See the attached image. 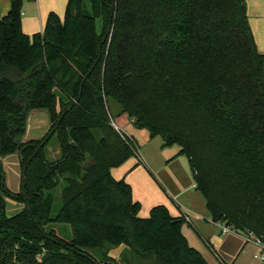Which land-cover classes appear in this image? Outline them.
<instances>
[{"label": "trees", "instance_id": "16d2710c", "mask_svg": "<svg viewBox=\"0 0 264 264\" xmlns=\"http://www.w3.org/2000/svg\"><path fill=\"white\" fill-rule=\"evenodd\" d=\"M10 2L0 17V191L24 208L9 216L0 196V264H210L182 216L157 205L140 217L130 184L113 177L139 147L112 126L110 100L163 149L180 147L214 222L264 241V53L246 0H67L63 19L50 13L31 36L23 0ZM37 110L49 131L26 140ZM50 134L63 151L53 162ZM14 154L17 193L4 183Z\"/></svg>", "mask_w": 264, "mask_h": 264}, {"label": "rangeland", "instance_id": "374dc122", "mask_svg": "<svg viewBox=\"0 0 264 264\" xmlns=\"http://www.w3.org/2000/svg\"><path fill=\"white\" fill-rule=\"evenodd\" d=\"M35 1L33 0H23V9L22 11H26L28 13L29 10H34L35 7H33ZM11 2L10 0H0V14H6L8 10L10 9ZM67 6V0H42L41 5V14L44 12H47V15L49 12L53 11L57 15H59L56 11L52 10L51 8H56L57 10H62L63 15L62 19L65 14ZM34 14V13H33ZM35 15V14H34ZM60 17V16H59ZM23 22L27 24V27L34 32H39L38 28V20L33 18L32 15H27L22 17ZM35 30V31H34ZM32 33V34H34ZM110 116L111 119L128 135L132 136L134 140L137 142V145L139 147V152L141 157H143V161L141 162L144 165H148L150 168H152V172H148V175L151 180L152 190L156 192L161 198L167 199V202L174 205L172 199L168 196V193L166 192V187L160 181L159 178H162L165 182V184H168L170 180L174 181V179L177 177L171 173V171L164 175L167 177V181H165L164 176L161 174L157 175L159 169H157V164L163 163V161H166L168 159L167 156H169L171 153H173L176 150H179L180 147L175 145L170 148L162 149L163 140L161 137H155L151 138L150 134L147 130H138L134 123L131 121V118L126 115L122 114L120 106L110 100ZM27 123L30 124V129H28L27 124V131H26V138L27 139H42L46 136V134L49 131L50 128V121L48 113L44 110H37L32 111L28 115ZM62 147L59 141V137L57 134H54L47 147H46V154L49 161L53 162L62 157ZM138 160L137 157L133 156L131 160ZM179 163V164H178ZM177 163V170L175 173L178 174V176L182 175L187 180V187L190 189H193L192 186L195 184L194 175L191 170V167L189 165L188 159L186 156H182L179 159V162ZM4 170H5V185L6 187L13 193H17L20 190L21 181H22V170L20 166V158L17 154L8 156L3 160ZM161 176V177H160ZM170 179V180H169ZM195 187V186H194ZM137 192L141 196V200H139V203L141 204L140 213H145L146 216L142 218H147L150 215L151 206L147 204L148 197H151L147 194L146 190L147 187L144 184H140L137 187ZM61 192H62V186L60 185L55 191H54V215L58 212V210L61 207ZM201 195V198L204 199L203 195ZM0 196L2 199L6 202V212L9 216H12L16 214L17 212L21 211L24 208L23 204L17 203L11 198H9L4 192L0 191ZM200 198V199H201ZM205 201V199H204ZM200 204V200L198 201ZM164 205V204H159ZM166 206V205H164ZM167 207V206H166ZM168 208V207H167ZM206 220H203L202 222L196 223V227H189L187 224L184 223L182 228V233L186 237L188 244L197 250L200 254L203 256H206V258L210 261L211 264H221V261L213 256L212 252L210 251L209 247L205 243V240L208 241H214L216 249L220 257L225 261L226 264H231L236 260V264H258L253 259V245L247 244V247L242 250L245 239L242 238V235L239 234H228L225 236H221L220 231V225H223L225 223L223 222H216V224H213V219L211 215H206ZM59 228L64 229L65 235L64 237L66 239L69 238L70 232L67 226L59 225L57 226Z\"/></svg>", "mask_w": 264, "mask_h": 264}, {"label": "crops", "instance_id": "0c3cea01", "mask_svg": "<svg viewBox=\"0 0 264 264\" xmlns=\"http://www.w3.org/2000/svg\"><path fill=\"white\" fill-rule=\"evenodd\" d=\"M33 1H35L33 5V7H35L34 10L31 11L28 8V13L26 11H22V17L27 15H32L33 18L37 19L39 22L37 29L39 30V32H42L44 30L48 15L53 11L49 12L48 15L47 12L41 14L42 0H33ZM246 3L248 9L249 23L255 38L256 45L258 47L259 52L264 53V0H246ZM51 9L56 11L59 14L58 16L62 18L63 15L62 10H57L56 8H51ZM6 14L3 15L0 14V17L5 16ZM22 29L23 32L27 35L31 36L33 35L32 33H34L29 29V27H27V24L23 22V20H22ZM131 121L133 122V119H131ZM138 130L142 131L141 129ZM179 151L180 149L174 151L169 156H167L168 159L166 161H163V163L161 162L156 166L157 169H159L157 175L162 174L164 176L171 171L173 175L177 176L174 179V181L169 179L170 180L169 182L167 181V177L164 176V179L165 181H167L168 184H165L164 180L162 178H159L160 181H162V183L165 185L166 192L168 193V196L172 199L174 205L167 202V199L161 198L156 192L152 190L153 188L151 185V180L148 175V172L151 173L153 169L150 168L148 165L142 164L139 160L129 159L124 165L118 168H114L112 170V175L116 180L125 179V181L128 184H130V186L132 187L133 198L135 201L138 202L139 200L143 201L136 189L140 184H144L147 187L146 190L147 194L151 196L148 197L146 205H149V207L151 206L153 208L154 206H157L159 204H164L168 207V210L171 213V215L175 217H181L183 214H187L190 216L192 220V224L190 226L196 227V223L206 220L205 218L206 215L208 214L210 215V213L206 208V202L204 201V199L201 198L200 195L201 193L196 190L195 184H193L192 186L193 189H190L189 187H187L186 178L182 175L178 176V174L175 173L177 170L176 168L177 163L179 162V159L182 157V156H178ZM142 159L144 158L142 157ZM199 200H200V204L198 202ZM140 216L145 217L146 214L140 213ZM219 233L221 236H225L221 233V229ZM242 238L244 239L243 236ZM205 243L209 247L210 251L212 252L213 256L216 258V260L218 259L219 261H221V264H226L225 261L218 254L214 241L205 240ZM247 244H251V243H247L245 241L242 250L247 247ZM256 252H258V248L255 245H253V256ZM204 257L206 258V256ZM232 263L236 264V260ZM257 263L259 264V262Z\"/></svg>", "mask_w": 264, "mask_h": 264}, {"label": "built area", "instance_id": "2783aa9c", "mask_svg": "<svg viewBox=\"0 0 264 264\" xmlns=\"http://www.w3.org/2000/svg\"><path fill=\"white\" fill-rule=\"evenodd\" d=\"M112 126L120 134L122 139H124L128 143L134 142L133 137L128 135L126 132H124L114 121H112ZM136 155H137L138 160L140 162H142L143 159L140 155L139 149H137ZM182 217L184 218L185 223L188 226H190L192 224V220H191L189 215L183 214ZM213 224H216V222H213ZM220 229H221V233L223 235L230 234V233L239 234V235H242L244 237V239L247 243H251V244L255 245L258 248V252H256L253 256L254 260L259 262V264H264V241L260 237H257L256 235H254L252 233H248V234L241 233V232L237 231L236 229H234L233 227L228 226L227 224L220 225Z\"/></svg>", "mask_w": 264, "mask_h": 264}, {"label": "water", "instance_id": "95a60500", "mask_svg": "<svg viewBox=\"0 0 264 264\" xmlns=\"http://www.w3.org/2000/svg\"><path fill=\"white\" fill-rule=\"evenodd\" d=\"M28 129H30V124H28ZM51 137V134L44 140V142H43V144L49 139ZM26 140H28L27 138H26Z\"/></svg>", "mask_w": 264, "mask_h": 264}]
</instances>
